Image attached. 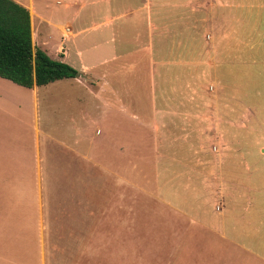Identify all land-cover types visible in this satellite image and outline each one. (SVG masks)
Masks as SVG:
<instances>
[{
    "label": "rangeland",
    "instance_id": "rangeland-1",
    "mask_svg": "<svg viewBox=\"0 0 264 264\" xmlns=\"http://www.w3.org/2000/svg\"><path fill=\"white\" fill-rule=\"evenodd\" d=\"M220 1L238 8L221 14L214 0L77 7L86 10L78 24L92 23L77 36L107 34L116 54L86 78L96 89L106 81L104 101L91 107L83 97L82 127L96 130L97 140L44 157L39 177L52 197L45 264L189 263L187 255L174 258L171 239L185 238L202 193L217 190L218 130L230 141L227 130H264V39L244 13L247 0ZM33 25L34 48L43 50Z\"/></svg>",
    "mask_w": 264,
    "mask_h": 264
},
{
    "label": "crops",
    "instance_id": "crops-1",
    "mask_svg": "<svg viewBox=\"0 0 264 264\" xmlns=\"http://www.w3.org/2000/svg\"><path fill=\"white\" fill-rule=\"evenodd\" d=\"M13 1L30 12L33 40V21L37 26L47 23L38 26L43 51L82 73L77 79L31 89L0 77V264H29V260L45 264L52 197L39 177L44 157L54 148L77 152L85 139L91 145L97 140L96 130L82 127V118L87 119L82 116L83 97L91 107L99 97L104 101L106 81H98L101 86L96 89L94 80L86 78L111 65L116 53L112 43L105 42L107 34L102 40L98 38L102 35L90 33L77 36L92 24H78L86 11L78 12V6L89 7L92 0ZM214 2L221 14L224 6L238 8L235 3ZM243 6L245 15L255 16L257 37L264 39V0H247ZM67 26L71 36L63 34ZM126 131L121 130L123 143ZM227 131L233 140L218 130L220 140L213 145L220 172L217 190L211 186L202 193L203 205L191 213L199 221L193 218L187 226L185 240L171 239L174 258L187 255L188 264H264V143L259 141L264 130ZM241 134H248L249 141L242 142Z\"/></svg>",
    "mask_w": 264,
    "mask_h": 264
},
{
    "label": "trees",
    "instance_id": "trees-1",
    "mask_svg": "<svg viewBox=\"0 0 264 264\" xmlns=\"http://www.w3.org/2000/svg\"><path fill=\"white\" fill-rule=\"evenodd\" d=\"M82 73L35 49L30 12L13 0H0V77L26 88L44 87Z\"/></svg>",
    "mask_w": 264,
    "mask_h": 264
}]
</instances>
